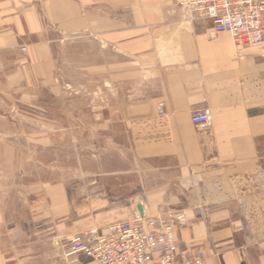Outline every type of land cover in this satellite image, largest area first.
Wrapping results in <instances>:
<instances>
[{"label":"crops","instance_id":"obj_1","mask_svg":"<svg viewBox=\"0 0 264 264\" xmlns=\"http://www.w3.org/2000/svg\"><path fill=\"white\" fill-rule=\"evenodd\" d=\"M77 76L96 100L59 103ZM58 140L82 141L81 175L17 183L26 155L77 170ZM170 210L205 264H264V45L175 0H0V264H96L65 239Z\"/></svg>","mask_w":264,"mask_h":264},{"label":"built area","instance_id":"obj_2","mask_svg":"<svg viewBox=\"0 0 264 264\" xmlns=\"http://www.w3.org/2000/svg\"><path fill=\"white\" fill-rule=\"evenodd\" d=\"M175 1L191 19L210 21L213 34L228 33L239 49L264 45V0ZM191 119L204 129L211 124L212 110H194ZM186 221L183 211H137L130 220L109 225L105 233L86 230L65 245L69 255H85L96 264H205V251L191 255L181 247L176 228ZM71 264L83 263L75 259Z\"/></svg>","mask_w":264,"mask_h":264},{"label":"rangeland","instance_id":"obj_3","mask_svg":"<svg viewBox=\"0 0 264 264\" xmlns=\"http://www.w3.org/2000/svg\"><path fill=\"white\" fill-rule=\"evenodd\" d=\"M178 5V4H177ZM228 34V33H226ZM229 35V34H228ZM230 36V35H229ZM74 81H67L63 78L59 79V85H61L62 90H63V94L62 96L59 97V103L60 101H71L74 100L75 101V106L79 107L81 105V101L83 100V97L85 99H89V100H96L97 98V90L96 87L94 90L91 91H87V89L82 85V77L81 76H77L74 78ZM18 128L23 127V125L19 122L17 124ZM25 126V125H24ZM26 126H31L33 127V125L30 124H26ZM69 141H65V140H58L57 144H58V155L60 159H66V155L67 153L70 154V157L73 156L74 153V157L75 160H77V164L74 167H77V170L73 171L70 169H68V171L65 170V168H60L59 171H49V169L47 168V164L49 161V153H44L41 156V162L45 163L46 166L41 165L39 167V164L35 163V161L33 160V157L30 155H26L23 157V166L26 171L25 172H16V177L15 180L17 183L22 182V183H27V182H31V181H35V180H48L51 178H59V179H71L72 177H74V179H76V177L81 175V162H82V149H81V140H74V141H70V144H72V142L74 144L79 145L77 149L73 150L72 148L68 149L66 148V144ZM72 159V158H71ZM65 162V161H64ZM60 167V166H59ZM71 170V171H70ZM7 194V193H5ZM132 219V218H131ZM130 220V219H128ZM125 220V221H128ZM78 234V233H77ZM74 235V234H73ZM73 235H70L73 236ZM66 240V239H65ZM34 253H27V255H31Z\"/></svg>","mask_w":264,"mask_h":264},{"label":"water","instance_id":"obj_4","mask_svg":"<svg viewBox=\"0 0 264 264\" xmlns=\"http://www.w3.org/2000/svg\"><path fill=\"white\" fill-rule=\"evenodd\" d=\"M138 209H139L141 212H143V207H142V205H139V206H138Z\"/></svg>","mask_w":264,"mask_h":264}]
</instances>
